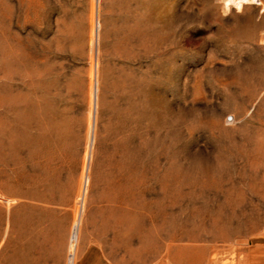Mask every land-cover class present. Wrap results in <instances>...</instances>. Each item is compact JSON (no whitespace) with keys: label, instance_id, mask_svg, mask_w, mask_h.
Returning a JSON list of instances; mask_svg holds the SVG:
<instances>
[{"label":"rangeland","instance_id":"rangeland-1","mask_svg":"<svg viewBox=\"0 0 264 264\" xmlns=\"http://www.w3.org/2000/svg\"><path fill=\"white\" fill-rule=\"evenodd\" d=\"M263 237L264 0H0V260L242 264Z\"/></svg>","mask_w":264,"mask_h":264},{"label":"crops","instance_id":"crops-1","mask_svg":"<svg viewBox=\"0 0 264 264\" xmlns=\"http://www.w3.org/2000/svg\"><path fill=\"white\" fill-rule=\"evenodd\" d=\"M36 189L40 193V184L37 187L35 183L31 186L26 178H23L20 173L18 174L17 179H13L7 184H3L2 197L4 201L2 210L5 222L7 221L8 229L11 228L12 223L18 220L20 211L27 202H36L34 198L36 195ZM38 197L40 199V194H38ZM96 250L91 252V254H93L94 264H112L102 251L99 249ZM242 256V264H264V237L260 241L248 244ZM29 262H33V259L31 258ZM0 264H22V262L7 258L1 259Z\"/></svg>","mask_w":264,"mask_h":264},{"label":"bare ground","instance_id":"bare-ground-1","mask_svg":"<svg viewBox=\"0 0 264 264\" xmlns=\"http://www.w3.org/2000/svg\"><path fill=\"white\" fill-rule=\"evenodd\" d=\"M225 1L228 7L231 5H236L238 7H241L243 4H251L258 0H225Z\"/></svg>","mask_w":264,"mask_h":264},{"label":"built area","instance_id":"built-area-1","mask_svg":"<svg viewBox=\"0 0 264 264\" xmlns=\"http://www.w3.org/2000/svg\"><path fill=\"white\" fill-rule=\"evenodd\" d=\"M228 120H229V122H231V121H233V118H232V117H229V119H228Z\"/></svg>","mask_w":264,"mask_h":264}]
</instances>
